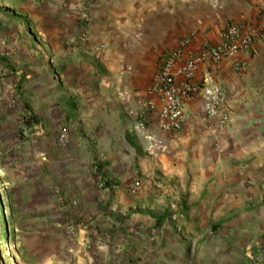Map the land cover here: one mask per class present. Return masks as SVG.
<instances>
[{
	"label": "crops",
	"instance_id": "obj_1",
	"mask_svg": "<svg viewBox=\"0 0 264 264\" xmlns=\"http://www.w3.org/2000/svg\"><path fill=\"white\" fill-rule=\"evenodd\" d=\"M8 3L11 40L0 49L15 53L19 71L0 79V144L17 147L12 189H29L21 228L52 230L37 235L47 264H249L258 248L264 261V39L250 54L197 66L203 90L177 131L160 129L162 101L149 91L158 56L183 37L185 58L219 42L228 22L264 35V0ZM214 90L224 99L205 121ZM24 110L36 124L21 130Z\"/></svg>",
	"mask_w": 264,
	"mask_h": 264
},
{
	"label": "built area",
	"instance_id": "obj_2",
	"mask_svg": "<svg viewBox=\"0 0 264 264\" xmlns=\"http://www.w3.org/2000/svg\"><path fill=\"white\" fill-rule=\"evenodd\" d=\"M263 39L264 35L258 28H247L242 23L228 22L221 31L219 42H204L196 51L188 53L185 58H182L184 48L188 44L190 36L183 37L177 46L161 53L158 56L153 79L149 87V91L162 101L159 114L160 129L166 132L177 131L186 122L188 118V114L184 111L186 101L203 90L202 87L193 82L197 66L201 62L208 59L213 63H218L227 56L250 54L254 49L255 43ZM80 41L85 42L86 37L82 35ZM101 49L102 46L97 45L92 48V51L98 56ZM176 63H180L177 70H175ZM179 76L181 79H178ZM206 94L209 99L204 105V120L209 121L217 116L224 95L220 90L206 91ZM7 103L8 108L14 111L17 106V96L13 93L9 95ZM154 108V104L148 103L139 111V117L143 120L147 113L154 110ZM30 116L31 114L26 110L19 116L18 124L21 130L26 129L23 123ZM228 120V115H222L216 127L218 131L224 127L225 122ZM142 125L143 122H140L139 126ZM66 141L65 134L61 133L58 142L65 144ZM99 185L105 186V183L101 181ZM65 228L66 234L73 238L75 233L73 226ZM71 243H74V241H71ZM76 245L82 247L85 251L89 249V246L84 243L80 245L77 242ZM69 249L71 248L69 247ZM260 253L261 248H258L255 253L251 252L249 264H264V261L259 259Z\"/></svg>",
	"mask_w": 264,
	"mask_h": 264
},
{
	"label": "rangeland",
	"instance_id": "obj_3",
	"mask_svg": "<svg viewBox=\"0 0 264 264\" xmlns=\"http://www.w3.org/2000/svg\"><path fill=\"white\" fill-rule=\"evenodd\" d=\"M8 2L9 0H0V48L2 42L6 44L11 40L8 33L4 32L6 27L2 25L4 21L1 19V16L5 15L4 12L8 11ZM14 54L9 50L1 51L0 49V79L10 76L5 75L4 70L19 71L16 60H12L15 58ZM20 83L21 79H18L13 84L19 86ZM17 86L14 85L13 89L16 90ZM8 97L5 98L7 108ZM25 135L30 136V134ZM11 145L0 144V264H47L46 259L37 252V235L44 234L45 237H51L52 230L21 228L22 221L32 216L22 212L26 203V191L29 189L27 185L12 189L10 181H14L17 174L14 172L12 155L15 154L17 147L12 146L10 149ZM19 151L23 152V148ZM25 169L28 174H35L31 169L26 167ZM49 223H51V218Z\"/></svg>",
	"mask_w": 264,
	"mask_h": 264
},
{
	"label": "trees",
	"instance_id": "obj_4",
	"mask_svg": "<svg viewBox=\"0 0 264 264\" xmlns=\"http://www.w3.org/2000/svg\"><path fill=\"white\" fill-rule=\"evenodd\" d=\"M23 124H24L25 128H30L36 124V119L34 118L33 115H31L29 118L24 120Z\"/></svg>",
	"mask_w": 264,
	"mask_h": 264
}]
</instances>
